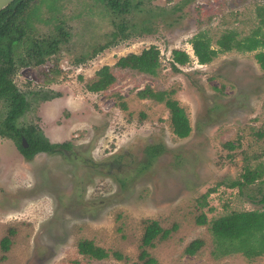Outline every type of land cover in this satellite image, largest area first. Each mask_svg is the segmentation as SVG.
Returning <instances> with one entry per match:
<instances>
[{"label": "rangeland", "instance_id": "obj_1", "mask_svg": "<svg viewBox=\"0 0 264 264\" xmlns=\"http://www.w3.org/2000/svg\"><path fill=\"white\" fill-rule=\"evenodd\" d=\"M262 5L264 0H126L133 21H143L152 34L131 33L92 55L110 40L104 7L98 0H48L41 16L46 25L64 18L83 37L38 67L49 69L58 59L55 84L41 87L36 69L27 66L16 69L12 83L30 94H58L33 104L20 125H35L50 143L71 149L40 153L29 162L12 140L0 138V264H144L143 251L154 264H264V255L216 257L209 230L214 219L264 208L252 200L261 199L264 183L242 191L226 185L246 167L264 172V69L257 52L224 53L199 65L190 44L201 32L214 47L228 33L239 40L253 34ZM152 47L160 50L156 76L116 66L122 57ZM174 50L191 57L185 67L176 66L179 71ZM105 66L117 81L95 92L91 85ZM147 87L167 92L185 110L192 127L188 138L173 133L165 104L138 97ZM6 109L0 96V120ZM152 145L164 150L149 164L146 150ZM203 214L209 225L197 223ZM154 222L170 234L145 247V229ZM4 238L11 241L8 251L1 247ZM84 240L110 256L81 255L78 244ZM194 240L203 246L187 255Z\"/></svg>", "mask_w": 264, "mask_h": 264}, {"label": "trees", "instance_id": "obj_2", "mask_svg": "<svg viewBox=\"0 0 264 264\" xmlns=\"http://www.w3.org/2000/svg\"><path fill=\"white\" fill-rule=\"evenodd\" d=\"M124 1L126 0H98L105 9L104 15L109 21L112 31L109 35L110 40L106 44L94 48L92 55H98L109 46L132 37L131 33H134L136 37L152 34L151 28L143 21H133L135 17L129 14L130 8L124 6ZM47 2L48 0H16L0 13V96L5 100L7 107L3 114L4 118L0 120V138L12 140L29 162L40 153L57 154L63 150L71 149L70 144L50 143L35 125H20V122L25 123L26 115L33 108V104H38L40 101H51L58 94L45 93L44 90L30 94L26 91L22 92L12 83V76L16 73V69L27 66L36 69L42 80L41 87L55 84L58 59L50 60L54 64L49 69H39L38 67L48 63L47 61L56 56L63 46L71 44L75 37H83L82 31L79 30V33L75 30L72 31L69 27L71 26L70 22L62 21L64 18L59 17L57 22L46 25L48 21L41 16ZM257 15L260 20L258 30L241 40L238 39L236 33L231 32L217 40L214 47L212 39L206 34L207 32H201L194 36L190 44L198 64H210L220 54L233 51L238 53L257 52L256 59L264 69V5L257 8ZM41 22L42 24H39ZM132 22L134 24L131 26L127 25ZM47 28H50L49 32ZM129 29L131 31L127 33ZM190 61L191 57L185 51L174 50L172 52V62L176 71H179L176 66L185 67ZM116 66L121 69L137 71L140 74L156 76L161 68L160 50L152 47L140 55L130 54L122 57ZM97 76L98 79L91 85V89L95 92L106 91L117 81L109 66L98 71ZM138 97L153 99L157 103L165 104L170 110L173 133L180 139L190 136L192 127L185 110L180 107L177 101L170 99L167 92H155L147 87L138 93ZM120 105L123 110H127L125 103H120ZM23 140H26L27 147ZM228 147L234 148L232 145ZM163 150L158 145L149 146L146 150L148 163L152 164L163 153ZM263 175L262 171L246 167L240 179L226 185L229 188H238L242 191L243 188L257 182L263 184L264 181H261ZM209 192L212 193L214 190ZM252 200L264 206V194L261 199L253 198ZM201 206L204 208L206 204L201 203ZM197 223L202 226L209 225V220L203 214L198 218ZM209 230L216 246V250L213 251L216 257L242 254L245 258L253 260L264 255V208L234 211L214 219ZM169 234L170 231L164 230L157 222H154L145 229L143 246H153L154 240L165 239ZM10 243L9 238H4L1 242L2 249L8 251ZM203 243L201 240H194L185 249V253L194 256ZM78 251L81 255L96 260H104L110 256L108 251L98 247L90 240L79 242ZM148 256L147 251L142 252L141 258L146 259L144 264H154L155 260L147 258ZM115 257L120 260L123 258L118 253L115 254Z\"/></svg>", "mask_w": 264, "mask_h": 264}, {"label": "water", "instance_id": "obj_3", "mask_svg": "<svg viewBox=\"0 0 264 264\" xmlns=\"http://www.w3.org/2000/svg\"><path fill=\"white\" fill-rule=\"evenodd\" d=\"M16 0H0V13L7 9L11 4H13ZM23 143L25 147H27V142L26 140H23Z\"/></svg>", "mask_w": 264, "mask_h": 264}]
</instances>
